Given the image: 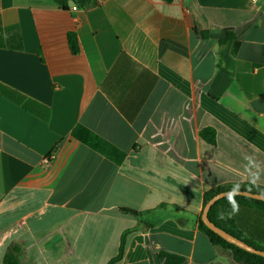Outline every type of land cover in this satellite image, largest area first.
Listing matches in <instances>:
<instances>
[{
    "label": "crops",
    "instance_id": "crops-1",
    "mask_svg": "<svg viewBox=\"0 0 264 264\" xmlns=\"http://www.w3.org/2000/svg\"><path fill=\"white\" fill-rule=\"evenodd\" d=\"M75 7L0 0V264H240L199 219L264 192V0ZM233 219L264 249V208Z\"/></svg>",
    "mask_w": 264,
    "mask_h": 264
},
{
    "label": "trees",
    "instance_id": "trees-1",
    "mask_svg": "<svg viewBox=\"0 0 264 264\" xmlns=\"http://www.w3.org/2000/svg\"><path fill=\"white\" fill-rule=\"evenodd\" d=\"M55 2L60 8L63 10H68L70 8L69 2L73 1L75 6L78 7H85L89 4L90 0H52ZM230 38V35L227 36L226 39L220 41V43H225ZM67 44L70 52L73 55L78 54L79 48H78V42L77 38L74 32H68L67 33ZM210 134V135H209ZM201 135L208 141V143L212 144L214 142L213 140V135L214 133L212 130L206 129L201 132ZM238 190H246L250 191L253 193H264L258 190L255 187H245V186H222L218 187L212 190L207 191L204 194V199H203V206L206 204V202L214 195H216L219 192L223 191H228V190H233L234 188H237ZM228 197H224L220 200H218L209 210L208 212V219L210 222H212L215 226L218 228L224 230L225 232L229 233L230 235L238 238L239 240L244 241L245 243L253 246L256 249L259 250H264L250 242H248L239 231L236 230L235 224H234V219H233V214H232V206L229 204ZM235 202L238 205L242 204H247V205H253V206H258L264 208V202L262 201H257L254 199H250L247 197H242V196H233ZM128 213H131L134 216H139V213L134 211V210H125ZM223 213L225 218L220 219L219 216L220 214ZM231 214V216H230ZM230 216V218H229ZM199 229L201 232H203L210 243L214 246L220 247L221 249L225 250L228 252L232 258L240 263V264H264V257L257 256L251 253H248L238 247H236L233 244H230L223 240L221 237H219L217 234H215L213 231L208 229L206 226L203 225L201 220L199 219ZM123 244L124 241H122L121 246L119 248L118 255L115 260L120 259L123 253ZM16 249H12V251L8 252L5 257H4V264H17V259H16ZM160 257L162 258L163 262L162 264H182L183 259L180 256L166 253V252H160Z\"/></svg>",
    "mask_w": 264,
    "mask_h": 264
},
{
    "label": "water",
    "instance_id": "water-1",
    "mask_svg": "<svg viewBox=\"0 0 264 264\" xmlns=\"http://www.w3.org/2000/svg\"><path fill=\"white\" fill-rule=\"evenodd\" d=\"M69 6L73 7L75 6L73 1L69 2ZM242 196V197H247L250 199H254L257 201H262L264 202V194L262 193H253L250 191H246V190H228V191H223V192H219L216 195L212 196L207 202L206 204L203 206V210L201 213V217L200 220L203 223L204 226H206L208 229H210L211 231H213L215 234H217L219 237H221L223 240H225L226 242L235 245L236 247L257 255V256H261L264 257V250H259L254 248L253 246L245 243L242 240H239L238 238L230 235L229 233L225 232L224 230L218 228L217 226H215L212 222H210V220L208 219V212L210 210V208L220 199L227 197V196Z\"/></svg>",
    "mask_w": 264,
    "mask_h": 264
},
{
    "label": "clouds",
    "instance_id": "clouds-1",
    "mask_svg": "<svg viewBox=\"0 0 264 264\" xmlns=\"http://www.w3.org/2000/svg\"><path fill=\"white\" fill-rule=\"evenodd\" d=\"M236 190H238V187L233 189V191H236ZM228 201H229V204L232 206V214L237 213L239 211V205L235 202L234 197L230 195L228 197ZM230 216H231V214H230ZM230 216H229V218H230ZM219 218L224 219L225 218L224 214L221 213Z\"/></svg>",
    "mask_w": 264,
    "mask_h": 264
},
{
    "label": "built area",
    "instance_id": "built-area-1",
    "mask_svg": "<svg viewBox=\"0 0 264 264\" xmlns=\"http://www.w3.org/2000/svg\"><path fill=\"white\" fill-rule=\"evenodd\" d=\"M251 1H255V0H251ZM72 9H75L76 7L75 6H73V7H71Z\"/></svg>",
    "mask_w": 264,
    "mask_h": 264
}]
</instances>
